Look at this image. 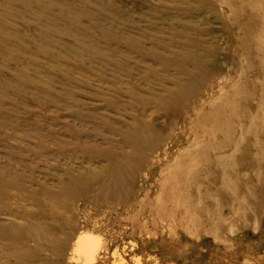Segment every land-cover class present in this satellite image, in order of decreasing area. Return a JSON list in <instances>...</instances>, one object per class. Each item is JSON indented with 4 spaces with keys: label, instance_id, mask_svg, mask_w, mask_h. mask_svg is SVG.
Returning a JSON list of instances; mask_svg holds the SVG:
<instances>
[{
    "label": "rangeland",
    "instance_id": "rangeland-1",
    "mask_svg": "<svg viewBox=\"0 0 264 264\" xmlns=\"http://www.w3.org/2000/svg\"><path fill=\"white\" fill-rule=\"evenodd\" d=\"M258 1L0 0V264H264Z\"/></svg>",
    "mask_w": 264,
    "mask_h": 264
},
{
    "label": "bare ground",
    "instance_id": "bare-ground-1",
    "mask_svg": "<svg viewBox=\"0 0 264 264\" xmlns=\"http://www.w3.org/2000/svg\"><path fill=\"white\" fill-rule=\"evenodd\" d=\"M240 1H244V4H242V6H238V2ZM250 1V2H249ZM252 0H234V3H233V6H235V10L237 12L239 11H254V9L256 8L255 5L252 4L251 2ZM258 2H260V7H262L264 9V0H259ZM256 32L260 34V36H262L264 38V24L261 23V25L259 24L256 28ZM262 44H264V39L262 40ZM262 108H264V103L262 105ZM41 208V210H44L45 212L47 210H45L44 208H42V206H39ZM90 237L88 236H80L76 239V242H75V248H78L80 247V245L84 244L87 240H89ZM8 243H10L9 241H7ZM82 247V246H81ZM81 249V248H80ZM79 250V249H78ZM20 255L21 254H24L23 252L19 253ZM18 254V255H19ZM22 256V255H21Z\"/></svg>",
    "mask_w": 264,
    "mask_h": 264
}]
</instances>
